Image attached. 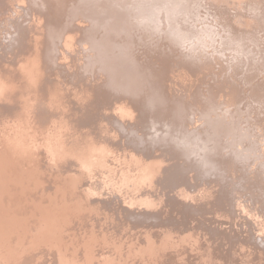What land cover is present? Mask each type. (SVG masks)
<instances>
[{
	"label": "rangeland",
	"instance_id": "374dc122",
	"mask_svg": "<svg viewBox=\"0 0 264 264\" xmlns=\"http://www.w3.org/2000/svg\"><path fill=\"white\" fill-rule=\"evenodd\" d=\"M89 1L0 0V264H264V0ZM138 203L167 215L130 227Z\"/></svg>",
	"mask_w": 264,
	"mask_h": 264
},
{
	"label": "bare ground",
	"instance_id": "6f19581e",
	"mask_svg": "<svg viewBox=\"0 0 264 264\" xmlns=\"http://www.w3.org/2000/svg\"><path fill=\"white\" fill-rule=\"evenodd\" d=\"M47 4H51V2L54 4V3H56L54 6H52V5H50V12L51 13H54V10L55 9H57L58 7H59V3L61 2V4L63 5V3H62V0L61 1H59L58 2V0H44ZM83 1H86V2H90L89 0H83ZM80 2V1H79ZM88 5H89V3H88ZM61 6V5H60ZM80 6V5H79ZM62 8V7H61ZM79 8V7H78ZM89 9H91L90 7H89ZM88 9V10H89ZM88 10H87V12H86V14L89 16L90 15V12H91V10H89L90 12H88ZM70 13V12H69ZM57 17H60V15H51V17L50 18H53V19H55V24L54 25H52V26H50L49 27V29H47L48 30V39L49 38H51V37H53V35H54V37H57L56 39H58V40H56V45L54 44V42H52L53 44H54V47H52L51 48V50L53 51L52 53H51V55H52V57H51V59H49V62L50 63H54V67L55 68H52V70L54 71L55 69H57L58 67H61V61H60V58H59V56H60V54L62 53V48H63V42H62V40H63V38H64V36L65 35H68L69 33L67 32V28H66V26L64 25L62 28H61V30L59 31V33H58V35L56 36L55 35V32H54V28L55 27H57V26H59V25H61L63 22L62 21H60ZM70 17V16H69ZM66 19V17L64 18V20ZM63 20V21H64ZM71 20V19H70ZM66 21H67V19H66ZM65 22V21H64ZM66 23V22H65ZM94 29H96V27H93V29L91 28L89 31L90 32H92V34H94V35H96V37H98V31H95L94 32ZM86 31H88V29L86 30V28L83 30L82 28H73V29H71V31H70V33H77L78 34V36H80L81 38H83L84 40H86V42H88V38H90V37H87V33H86ZM100 34V33H99ZM53 37V38H54ZM102 37H104V36H102ZM38 40V39H37ZM40 41V40H39ZM44 41H46V42H44V43H41L40 45H41V48L39 49V47L38 46H36V43H34V44H23L22 45V47H25V48H29V49H33V50H35V51H37V50H40V53H38L37 54V57H39L40 58V54H41V56L43 55V56H45V54L47 53L46 51H47V44H48V41L47 40H44ZM52 43H50V44H52ZM89 44H90V46H91V48L93 49V51H97V48H96V46H95V44L94 43H92V42H88ZM10 46H13V45H10ZM15 47H16V45H14ZM28 46V47H27ZM6 47L7 46H4V44H1V42H0V57H3V54L4 55H6ZM9 47V46H8ZM21 46H19V47H17V48H14V49H12V50H14V52L16 53V49H18V48H20ZM21 47V48H22ZM49 47V46H48ZM98 53H100V51H99V49H98ZM42 56V57H43ZM31 63H33V60L32 61H30V60H28V63L26 64V65H24V66H22L21 67V69L22 70H24V69H29V71L30 72H32L31 73V75H32V77L35 79L37 76L36 75H38V74H36L35 75V73H36V71L38 70V69H40L42 66H41V64H43V62L41 61V60H37L35 63L36 64H34V65H32ZM98 64H100V69H102V70H106V72H107V74H108V77H113V74L116 76V74L113 72V71H111L110 69H109V67L106 65V64H103V63H101V61L100 62H97ZM28 65V66H27ZM64 66V65H63ZM51 70V69H50ZM49 70V71H50ZM20 72V71H19ZM25 72V71H24ZM35 72V73H34ZM27 74V73H26ZM18 77H21V76H18ZM18 77H16V78H18ZM15 78V79H16ZM66 78V77H65ZM37 79H38V77H37ZM40 79V78H39ZM39 79H38V81L35 79L34 81V83H35V88H37V90H39V91H41V90H44L43 88L45 87V88H49V85L51 84L50 83V81H47L46 80V82H45V84L43 83V82H40L39 81ZM66 81V80H65ZM47 82L49 83V84H47ZM37 83H40V84H37ZM43 84H44V87H43ZM127 84V83H126ZM84 85H85V83H84ZM63 87V86H62ZM128 90V89H127ZM127 92H129V90L127 91ZM49 93V92H48ZM49 94H51V93H49ZM54 94V93H53ZM58 94V93H57ZM61 94V93H60ZM118 95V94H117ZM129 96H130V94H129ZM113 99L114 98H116L115 96H113L112 97ZM121 97H119V99H120ZM131 98V97H130ZM35 99H37V97L35 98ZM62 99V98H61ZM126 99V98H125ZM125 99H124V101H125ZM37 100H39V99H37ZM75 100V99H74ZM46 101V100H45ZM78 102H80V100L78 101ZM78 102L75 104V105H73V107H75V106H80L79 104H78ZM123 102V101H122ZM129 102H130V100H129ZM50 103V102H49ZM128 103V102H127ZM126 103V104H127ZM3 104H7V102H2V101H0V112L1 111H3L2 110V108H3ZM121 104V103H120ZM52 104H48L47 106H45V108H46V110H47V112L49 111V109L51 108V110H52V106H51ZM72 105V104H71ZM127 106H129V105H127ZM126 106V107H127ZM12 107V106H11ZM18 106H16L15 107V105H14V107H12V109L13 110H16V108H17ZM57 110H52V112L50 113V114H53V115H56V118H59V120H60V116H62V115H64V114H66V117H64V118H62V120L63 121H66L67 122V124H70L71 125V130H73V129H75V127L76 126H78V125H76V123H77V121L73 118V113H72V117H70L69 116V114L71 115V112H70V110L68 109V107L67 106H61V107H59V108H56ZM123 109V108H122ZM69 110V111H68ZM129 112V111H128ZM132 119V118H131ZM132 121V120H131ZM54 122V119H50V123L52 124ZM92 123V122H91ZM49 125V124H48ZM79 126H81V125H79ZM118 126H120V125H118ZM102 126H100V128H101ZM117 127V126H116ZM99 128V129H100ZM118 128V130H122V132L124 133V129H123V127H121L120 126V128L119 127H117ZM83 132H87V133H89V130H82ZM81 133V132H80ZM100 133L103 135V134H108V135H110V138H115L114 137V135H113V133H111V131H105V130H103L102 129V131H100ZM104 137H105V135H104ZM91 138V137H90ZM96 138V137H95ZM93 138V139H86L85 138V140H84V143L83 144H78L79 145V147L80 148H82L83 149V151H84V153H83V155L85 156V159L84 158H81V160L79 161L77 158H79V156H77V158H76V162L78 163L77 164V167H75V169H78L79 171H80V169L83 167V164H82V161L83 160H86V161H88L89 162V160H88V157H87V155H94V154H96L97 152H98V150L100 149V151L102 150H105V151H107L106 150V146L105 145H100V143H102L101 141L99 142L98 141V144H99V146H97V143H94V142H96L97 141V139L98 138ZM109 138V136L106 138V139H108ZM105 142V141H104ZM103 142V143H104ZM154 143H155V145H157V144H159L160 145V143L158 142V140H156V141H154ZM77 145V146H78ZM76 146V149H79V147H77ZM160 147H161V149H160V151H167V150H165V149H163L162 148V146L160 145ZM86 149V150H85ZM89 149H91V150H94V153L93 154H90V153H88L87 152V150H89ZM127 149H129V148H127ZM108 150H109V148H108ZM77 151V150H76ZM116 151L117 152H119V150L118 149H116ZM78 153V152H77ZM77 153H75L74 155H76ZM130 160V159H129ZM81 167V168H80ZM149 169H151V170H160L161 168L158 166V165H156V164H153V165H150L149 166ZM165 170H167L168 169V171H167V175L165 176V187L166 188H168L169 187V189H171V187H172V189L174 190V188H175V186H178L179 184L178 183H180V181L182 180V176L181 175H179V176H181V177H179V178H177V177H175V174H177L178 173V170L176 169V161L175 160H171V163H170V166L168 167V168H164ZM98 173V172H97ZM93 172L90 174V175H88L89 177L90 176H92L93 177ZM95 176H97V175H95ZM88 178V177H87ZM176 178H177V180H176ZM88 181H90V180H88ZM87 181V179H85V184H87V186L90 184V182H88ZM88 182V183H87ZM98 183V182H97ZM122 184V183H121ZM176 189V188H175ZM173 190L171 191H169L170 193L171 192H173ZM168 193V192H167ZM152 195V193H150V192H142V193H139V195H138V197L141 199V201L143 202V204L145 205L146 203H144V200L146 199V198H149L150 196ZM168 195L171 197V195L172 194H169L168 193ZM167 196V195H166ZM157 197H159L160 199H162L163 201L165 200L166 202L168 201V198L167 197H165L163 194H160V196H157ZM181 198H182V196H181ZM180 198V199H181ZM139 204V203H138ZM140 205V208H139V210H138V212H134L133 213V216L132 217H128V222L130 223V224H128V226H130V227H134V226H136V228H138L139 226H140V224H138L137 222H139V221H144V219H142V218H146L147 219V221H154V222H157V220H159V218L161 219V217L163 218V217H165L166 215H167V209L165 208V206H164V203H163V206L161 207H156L155 209L156 210H154V209H151V208H148V207H146V206H143V205H141V204H139ZM162 208H164V209H162ZM153 211V212H152ZM150 212V213H149ZM154 213H156V214H154ZM100 214V213H99ZM99 216V215H98ZM134 222V223H133ZM153 223V222H152ZM147 255H148V253H147ZM150 256V255H149ZM155 257V256H154ZM150 260V259H149ZM152 261V260H151Z\"/></svg>",
	"mask_w": 264,
	"mask_h": 264
}]
</instances>
